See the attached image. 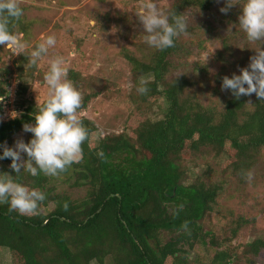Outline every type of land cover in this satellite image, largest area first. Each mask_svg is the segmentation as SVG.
Returning <instances> with one entry per match:
<instances>
[{
	"label": "trees",
	"instance_id": "1",
	"mask_svg": "<svg viewBox=\"0 0 264 264\" xmlns=\"http://www.w3.org/2000/svg\"><path fill=\"white\" fill-rule=\"evenodd\" d=\"M220 3L225 5V0H177L168 12L183 16L189 9L209 12ZM10 30L14 34L27 32L22 16L12 22ZM181 36L175 39V47L155 48L148 61L124 55L134 77L146 80L149 89L145 95L136 92L133 102L146 110L163 102L161 118L141 122L131 135L105 136L97 145L91 142L95 126L81 118L90 130L82 145L83 159L60 175L71 170L74 184L87 187L83 199L70 201L66 196L45 194L43 204L51 200L54 208L34 216L0 204V248L9 251L12 264H186L185 249L222 247L213 231L204 230L203 220L216 212L223 183L206 182L200 176L189 180L188 171L181 166L182 155L210 149L226 156L229 148L232 159L224 170L242 176L254 155L264 149V100L254 93L237 99L230 92L218 112L186 94L190 85L186 77L168 78L171 59L184 47ZM68 75L78 88L76 72ZM4 83L0 80V96L7 93ZM27 92L26 84L18 85L16 104L27 106L16 119L0 123V145L22 131L24 124L34 123L44 104L35 108L26 103ZM91 97L84 96L79 111ZM2 152L0 147V155ZM0 164L10 166L11 159L0 160ZM12 175L16 182L25 186L32 182L39 190L54 177L43 173L32 176L24 169ZM186 221L187 231L182 227ZM262 251L264 233L247 243L240 257L224 248L217 250L210 264H241L240 260L251 264Z\"/></svg>",
	"mask_w": 264,
	"mask_h": 264
},
{
	"label": "rangeland",
	"instance_id": "2",
	"mask_svg": "<svg viewBox=\"0 0 264 264\" xmlns=\"http://www.w3.org/2000/svg\"><path fill=\"white\" fill-rule=\"evenodd\" d=\"M176 1L153 0L165 13ZM140 2L19 0L23 9L22 20L27 26V32L19 35L28 47L23 54L16 55L0 46V80L15 89L19 84H26V103L39 108L49 92L45 81L48 61L53 54H59L65 58L70 71L76 72L78 90L83 97L92 96L85 109L78 112L81 118L88 119L95 126L91 142L97 145L101 138L122 132L131 135L141 122L161 118L165 109L163 102L150 110L138 109L133 102L140 80L132 74L124 55L148 61L155 50L145 42L146 33L136 17ZM243 2L240 0L241 6ZM224 6L220 3L209 12L189 9L184 14L188 32L181 36L184 47L171 59L173 68L168 76L169 79L186 77L190 85L185 93L192 95L205 108L218 112L223 110L230 96V91H221L222 77L231 78L233 73L239 75V70L249 65L258 46L249 42L239 28L240 7L234 6L224 14L219 10ZM48 35L56 37L55 47L35 67H30V52ZM6 71H12V74L6 76ZM25 106L27 104L19 107L22 112ZM32 138V133L22 130L5 144L14 147L17 139L27 143ZM231 155L229 148H226V156L217 155L210 149L196 154L186 151L182 155L181 166L188 171L189 180L200 176L206 182L223 183L216 212L203 220L204 230L213 231L222 247L196 245L192 250L185 249L186 264H210L217 250L224 248L232 249L240 257L245 245L264 233V149L254 155L249 169L244 172L253 173L251 181L232 169L224 170L225 164L232 159ZM24 159H27L26 155ZM0 168V173L13 174L10 166L0 164ZM32 186L31 182L27 187L39 190ZM40 191L51 197L66 196L70 201H78L85 197L87 187L75 185L70 170L65 175L49 178ZM54 205L51 200L47 205L42 203L39 212L47 214ZM235 228L236 235L232 237ZM239 262L245 264L244 260ZM12 263L9 251L0 248V264ZM251 264H264V251Z\"/></svg>",
	"mask_w": 264,
	"mask_h": 264
},
{
	"label": "clouds",
	"instance_id": "3",
	"mask_svg": "<svg viewBox=\"0 0 264 264\" xmlns=\"http://www.w3.org/2000/svg\"><path fill=\"white\" fill-rule=\"evenodd\" d=\"M237 5L240 7L239 28L246 34L249 42L257 43L258 46L254 49L255 55L250 57L249 65L241 68L239 75L233 73L231 78L222 77L221 91H230L237 99L254 93L258 99L264 100V0H244L242 6L240 0H225V6L219 10L227 14ZM22 15L19 0H0V46L16 55L23 54L28 47L19 34L10 30L12 22L19 21ZM136 17L146 33L145 42L157 50L175 47V39L188 32V22L183 15L176 11L165 13L153 0H141ZM55 45L54 35L43 37L28 56L29 66L35 67L38 61L49 55L50 49ZM48 63L49 69L45 75L49 88L47 99L35 115L34 123L23 125V130L32 133L33 138L27 143L23 139H17L14 147L0 145L3 148L0 160L10 158V168L16 174L24 169L32 176L40 173L59 176L72 164L83 159L82 145L90 135V130L78 115L84 97L69 79L70 69L65 58L53 54ZM136 91L141 95L147 94V81L141 79ZM3 100L4 97L0 96V101ZM243 174L249 181L253 179L251 171ZM45 199L42 191L16 182L13 175L0 173V204H8L10 211L25 216L37 215ZM182 227L187 231L188 222Z\"/></svg>",
	"mask_w": 264,
	"mask_h": 264
},
{
	"label": "built area",
	"instance_id": "4",
	"mask_svg": "<svg viewBox=\"0 0 264 264\" xmlns=\"http://www.w3.org/2000/svg\"><path fill=\"white\" fill-rule=\"evenodd\" d=\"M17 92L18 88L15 89L11 86L7 88V93L3 96L4 100L0 101V123L10 122L22 113L21 109L16 104Z\"/></svg>",
	"mask_w": 264,
	"mask_h": 264
}]
</instances>
